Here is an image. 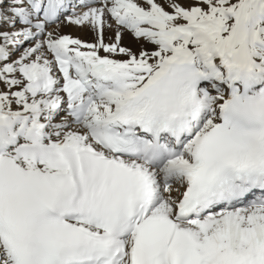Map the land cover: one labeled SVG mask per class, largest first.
Returning <instances> with one entry per match:
<instances>
[{
	"label": "snow or ice",
	"instance_id": "snow-or-ice-1",
	"mask_svg": "<svg viewBox=\"0 0 264 264\" xmlns=\"http://www.w3.org/2000/svg\"><path fill=\"white\" fill-rule=\"evenodd\" d=\"M0 264H264V0H0Z\"/></svg>",
	"mask_w": 264,
	"mask_h": 264
},
{
	"label": "bare ground",
	"instance_id": "bare-ground-1",
	"mask_svg": "<svg viewBox=\"0 0 264 264\" xmlns=\"http://www.w3.org/2000/svg\"><path fill=\"white\" fill-rule=\"evenodd\" d=\"M69 25H62L61 28H60V32L63 33L64 30H67L68 33L69 32L71 33V36L73 38H76V36H79V37L83 38L82 40H85L86 36H88V35H91L92 37H94V34L90 31L88 26L79 27V26H75V25H71V24H69ZM125 33H128V32L127 31H125V32L123 31V35H122V39L121 40H126V34ZM105 37H107V39L111 38V37L114 39L115 38L114 29H107L106 28L105 29ZM107 39H105V40H107ZM87 40H88V38H87ZM88 42H94V38H93L92 41H88ZM142 42L143 41H138V42H136V44L140 45L141 47H145L144 43H142ZM105 43H107V42H105ZM127 45H126V47H127ZM127 48H130V46L128 45ZM146 48H147V45H146ZM113 58H117V59L121 58L122 59V56H114Z\"/></svg>",
	"mask_w": 264,
	"mask_h": 264
},
{
	"label": "rangeland",
	"instance_id": "rangeland-1",
	"mask_svg": "<svg viewBox=\"0 0 264 264\" xmlns=\"http://www.w3.org/2000/svg\"><path fill=\"white\" fill-rule=\"evenodd\" d=\"M158 2H162V0L160 1V0H158ZM166 6V5H165ZM69 25V24H68ZM70 26V25H69ZM65 31V32H64ZM63 31V33H61V34H65V35H70L71 36V33L69 32L68 33V31L67 30H64ZM125 32V31H124ZM68 33V34H67ZM126 34V40H121V46H123V47H126V45L128 44L129 46H130V49L134 52V53H139V51L141 50V46L140 45H138V44H136V42H138L137 40H135L133 37H132V35H131V33H125ZM76 38H80V39H83V38H81V37H79V36H76ZM87 38H88V40H87ZM93 38L94 37H92L91 35H88V36H86V38H85V40L86 41H92L93 40ZM105 39H107V37H105ZM105 42H107V43H113L114 42V39L111 37V38H108L107 40H105ZM142 43H144V42H142ZM128 45H127V47H128ZM144 46L146 47V44H144ZM147 47H150V46H148L147 45ZM125 59H127V57H125V56H122V59L121 58H119L118 60H125Z\"/></svg>",
	"mask_w": 264,
	"mask_h": 264
}]
</instances>
